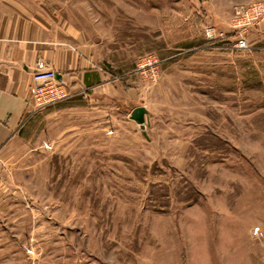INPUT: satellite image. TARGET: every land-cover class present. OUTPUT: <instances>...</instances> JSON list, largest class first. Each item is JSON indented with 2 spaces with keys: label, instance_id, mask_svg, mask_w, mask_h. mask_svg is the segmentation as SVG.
Returning a JSON list of instances; mask_svg holds the SVG:
<instances>
[{
  "label": "rangeland",
  "instance_id": "1",
  "mask_svg": "<svg viewBox=\"0 0 264 264\" xmlns=\"http://www.w3.org/2000/svg\"><path fill=\"white\" fill-rule=\"evenodd\" d=\"M263 2L21 1L122 96L33 103L0 151V264H264V13L230 45Z\"/></svg>",
  "mask_w": 264,
  "mask_h": 264
},
{
  "label": "crops",
  "instance_id": "2",
  "mask_svg": "<svg viewBox=\"0 0 264 264\" xmlns=\"http://www.w3.org/2000/svg\"><path fill=\"white\" fill-rule=\"evenodd\" d=\"M21 1L26 0H0V151L15 137L33 108L29 86L38 58L47 61L65 87L79 96H122L111 88L90 91L89 84L96 85L93 78L97 75L93 56L52 36L50 27L37 21Z\"/></svg>",
  "mask_w": 264,
  "mask_h": 264
},
{
  "label": "built area",
  "instance_id": "3",
  "mask_svg": "<svg viewBox=\"0 0 264 264\" xmlns=\"http://www.w3.org/2000/svg\"><path fill=\"white\" fill-rule=\"evenodd\" d=\"M263 13L264 2L253 4L249 7H237L230 23V26L233 29L231 31L232 37L230 39V45L235 48L248 47L245 31L247 27L256 22ZM203 32L209 39L225 38V33L223 31L215 29L210 24L203 28ZM155 60V58L149 57L146 61L148 63H152L155 62ZM150 70L148 75L151 78H155V70ZM55 73V70L43 59H37L35 61L29 91L32 96L33 103L37 106L51 103L68 95L67 88L58 79Z\"/></svg>",
  "mask_w": 264,
  "mask_h": 264
},
{
  "label": "water",
  "instance_id": "4",
  "mask_svg": "<svg viewBox=\"0 0 264 264\" xmlns=\"http://www.w3.org/2000/svg\"><path fill=\"white\" fill-rule=\"evenodd\" d=\"M58 76V73H55ZM146 113V108L142 105L135 106L130 111V117L140 124L141 127L144 126V116Z\"/></svg>",
  "mask_w": 264,
  "mask_h": 264
}]
</instances>
